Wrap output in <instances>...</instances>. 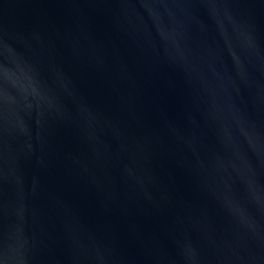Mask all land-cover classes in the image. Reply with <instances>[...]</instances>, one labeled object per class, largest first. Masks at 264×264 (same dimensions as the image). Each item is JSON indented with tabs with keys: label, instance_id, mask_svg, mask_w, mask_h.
<instances>
[{
	"label": "water",
	"instance_id": "1",
	"mask_svg": "<svg viewBox=\"0 0 264 264\" xmlns=\"http://www.w3.org/2000/svg\"><path fill=\"white\" fill-rule=\"evenodd\" d=\"M0 264H264V0H0Z\"/></svg>",
	"mask_w": 264,
	"mask_h": 264
}]
</instances>
